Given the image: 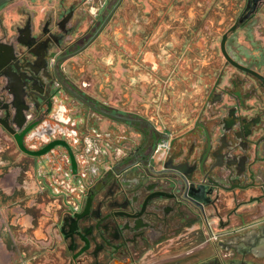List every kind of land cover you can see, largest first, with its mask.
I'll return each mask as SVG.
<instances>
[{"label": "flooded vegetation", "instance_id": "1", "mask_svg": "<svg viewBox=\"0 0 264 264\" xmlns=\"http://www.w3.org/2000/svg\"><path fill=\"white\" fill-rule=\"evenodd\" d=\"M263 263L264 0L0 6V264Z\"/></svg>", "mask_w": 264, "mask_h": 264}, {"label": "water", "instance_id": "2", "mask_svg": "<svg viewBox=\"0 0 264 264\" xmlns=\"http://www.w3.org/2000/svg\"><path fill=\"white\" fill-rule=\"evenodd\" d=\"M11 1H12V0H0V6L6 4V3H8V2H11ZM253 163H255V162H253ZM253 163H252V164H253ZM259 200H260V199H258V198H257V199H253L252 202H253V201H259Z\"/></svg>", "mask_w": 264, "mask_h": 264}, {"label": "crops", "instance_id": "3", "mask_svg": "<svg viewBox=\"0 0 264 264\" xmlns=\"http://www.w3.org/2000/svg\"><path fill=\"white\" fill-rule=\"evenodd\" d=\"M258 195H259V192L258 191H249L247 193V196H249V197H252V196L256 197Z\"/></svg>", "mask_w": 264, "mask_h": 264}, {"label": "bare ground", "instance_id": "4", "mask_svg": "<svg viewBox=\"0 0 264 264\" xmlns=\"http://www.w3.org/2000/svg\"><path fill=\"white\" fill-rule=\"evenodd\" d=\"M242 249V248H241ZM257 251V250H256Z\"/></svg>", "mask_w": 264, "mask_h": 264}, {"label": "built area", "instance_id": "5", "mask_svg": "<svg viewBox=\"0 0 264 264\" xmlns=\"http://www.w3.org/2000/svg\"><path fill=\"white\" fill-rule=\"evenodd\" d=\"M161 147V146H160Z\"/></svg>", "mask_w": 264, "mask_h": 264}, {"label": "rangeland", "instance_id": "6", "mask_svg": "<svg viewBox=\"0 0 264 264\" xmlns=\"http://www.w3.org/2000/svg\"><path fill=\"white\" fill-rule=\"evenodd\" d=\"M264 264V263H263Z\"/></svg>", "mask_w": 264, "mask_h": 264}]
</instances>
